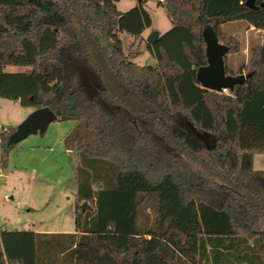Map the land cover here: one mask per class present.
Instances as JSON below:
<instances>
[{
  "label": "trees",
  "instance_id": "obj_1",
  "mask_svg": "<svg viewBox=\"0 0 264 264\" xmlns=\"http://www.w3.org/2000/svg\"><path fill=\"white\" fill-rule=\"evenodd\" d=\"M118 1L0 0V96L74 120L78 158L74 232L3 229L0 264H264V0L158 1L173 27L147 43L157 65L135 61L147 0ZM239 19L263 42L236 73L225 65L243 82L207 88L205 32L239 53L222 30Z\"/></svg>",
  "mask_w": 264,
  "mask_h": 264
},
{
  "label": "rangeland",
  "instance_id": "obj_2",
  "mask_svg": "<svg viewBox=\"0 0 264 264\" xmlns=\"http://www.w3.org/2000/svg\"><path fill=\"white\" fill-rule=\"evenodd\" d=\"M137 4L138 0H120L117 7L125 12ZM144 6L153 23L144 31V40L137 41L134 49L141 53L135 61L142 65H157V60L148 52L147 37L152 31H159L161 37L172 29L173 24L157 0H147ZM222 30L238 36L242 42L239 53H228L225 57L229 74H233L248 62L251 47L263 42V31L249 28V24L242 19L225 22ZM121 38L128 52L134 39L125 32L121 33ZM20 70L25 69L15 66L5 69ZM34 110L32 106L25 107L0 96V131L4 125L18 126ZM74 125V120H55L45 132L31 134L15 145L7 146L0 142V228L10 231L74 232L78 158L76 152L68 150L64 143L66 134ZM253 168L264 170V154L254 155Z\"/></svg>",
  "mask_w": 264,
  "mask_h": 264
},
{
  "label": "water",
  "instance_id": "obj_3",
  "mask_svg": "<svg viewBox=\"0 0 264 264\" xmlns=\"http://www.w3.org/2000/svg\"><path fill=\"white\" fill-rule=\"evenodd\" d=\"M246 5L251 8H257L256 0H246ZM160 37L159 31H152L148 37L147 42L154 44ZM205 40L207 43V57L208 65L202 67L198 72L199 81L207 88L213 90H224L233 87L236 83H241L244 80L242 76H234L226 74L225 55L229 51V47L221 43L212 30L205 32ZM57 119V115L49 107H41L31 112L25 120H23L15 130L10 134L6 145L12 146L18 143L31 134L38 132H45L48 126ZM88 203H82V209L85 210ZM137 264L135 260L131 263Z\"/></svg>",
  "mask_w": 264,
  "mask_h": 264
},
{
  "label": "built area",
  "instance_id": "obj_4",
  "mask_svg": "<svg viewBox=\"0 0 264 264\" xmlns=\"http://www.w3.org/2000/svg\"><path fill=\"white\" fill-rule=\"evenodd\" d=\"M157 1H161L162 2L163 0H157ZM224 90H226V89H224ZM0 138H1V136H0ZM3 229H5V228H0V231H2Z\"/></svg>",
  "mask_w": 264,
  "mask_h": 264
},
{
  "label": "crops",
  "instance_id": "obj_5",
  "mask_svg": "<svg viewBox=\"0 0 264 264\" xmlns=\"http://www.w3.org/2000/svg\"><path fill=\"white\" fill-rule=\"evenodd\" d=\"M249 28H254V27H249ZM134 41V40H133ZM35 231V230H34Z\"/></svg>",
  "mask_w": 264,
  "mask_h": 264
}]
</instances>
